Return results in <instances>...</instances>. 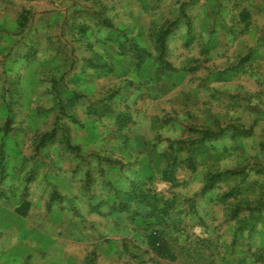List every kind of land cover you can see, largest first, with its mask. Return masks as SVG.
I'll return each mask as SVG.
<instances>
[{
	"label": "rangeland",
	"instance_id": "1",
	"mask_svg": "<svg viewBox=\"0 0 264 264\" xmlns=\"http://www.w3.org/2000/svg\"><path fill=\"white\" fill-rule=\"evenodd\" d=\"M259 2L0 0V264H264Z\"/></svg>",
	"mask_w": 264,
	"mask_h": 264
},
{
	"label": "crops",
	"instance_id": "2",
	"mask_svg": "<svg viewBox=\"0 0 264 264\" xmlns=\"http://www.w3.org/2000/svg\"><path fill=\"white\" fill-rule=\"evenodd\" d=\"M252 0H248L247 5L249 6L248 9L253 6L252 4H250ZM261 3V5H264V0H259ZM258 3V4H259ZM244 6V5H243ZM264 8V7H262ZM251 14H254V10L250 11ZM124 208L121 210L120 207L118 208H114V211H109L108 215L106 216V218L103 219V226H102V232H142L140 229V227L138 226H133L131 227V223L128 221V217L127 214H125ZM222 219V214H219V220L220 223ZM138 221L135 220V223H137ZM195 222V221H193ZM216 223V222H215ZM173 232H177V231H173ZM210 234H212L213 232H208ZM226 233V232H225ZM231 234L233 232H230ZM221 234H223V232L220 230L218 232H216V238L220 237ZM207 235V234H205Z\"/></svg>",
	"mask_w": 264,
	"mask_h": 264
},
{
	"label": "trees",
	"instance_id": "3",
	"mask_svg": "<svg viewBox=\"0 0 264 264\" xmlns=\"http://www.w3.org/2000/svg\"><path fill=\"white\" fill-rule=\"evenodd\" d=\"M139 192H136V189L132 188L131 192H129L130 199L140 198V201L147 203L150 207L157 209L155 201L157 200L156 195H150L147 191L143 190L139 187ZM123 207H121V210ZM149 244H151L154 251L158 252L159 254H167L168 246L167 242L157 233H151L149 235Z\"/></svg>",
	"mask_w": 264,
	"mask_h": 264
}]
</instances>
